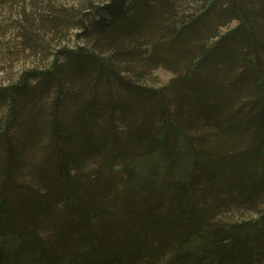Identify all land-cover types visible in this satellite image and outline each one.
Instances as JSON below:
<instances>
[{"label":"trees","instance_id":"16d2710c","mask_svg":"<svg viewBox=\"0 0 264 264\" xmlns=\"http://www.w3.org/2000/svg\"><path fill=\"white\" fill-rule=\"evenodd\" d=\"M44 1L85 43L0 85V264H264V0Z\"/></svg>","mask_w":264,"mask_h":264},{"label":"rangeland","instance_id":"374dc122","mask_svg":"<svg viewBox=\"0 0 264 264\" xmlns=\"http://www.w3.org/2000/svg\"><path fill=\"white\" fill-rule=\"evenodd\" d=\"M53 5L63 10V13L74 15L84 9L89 1L101 2L103 0H52ZM193 4V3H192ZM194 5H190L192 7ZM39 10L47 11L44 0H30L20 3L0 5V85H7L15 81L19 75L30 68L46 67L53 60L58 48L67 46L76 48L83 45L84 39L80 29L65 27L55 29L48 25L44 28L38 21ZM43 12V11H42ZM34 20L39 26L32 29L31 39L24 38V33L29 28L28 19ZM237 22L230 24L223 32L234 28ZM30 29V28H29ZM33 42V44L31 43ZM32 44V45H29ZM175 74L164 68L158 67L143 82L151 87L161 88L170 83ZM160 146L154 144L147 155L138 157L134 163L137 173L148 174L155 165L159 170L165 168V163L159 155ZM192 162V155L181 149L175 167L176 176L188 173ZM230 221L255 218L253 212L233 211L226 214Z\"/></svg>","mask_w":264,"mask_h":264}]
</instances>
